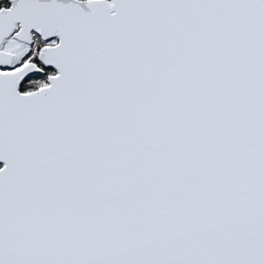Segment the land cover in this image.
<instances>
[{
	"label": "snow or ice",
	"instance_id": "1",
	"mask_svg": "<svg viewBox=\"0 0 264 264\" xmlns=\"http://www.w3.org/2000/svg\"><path fill=\"white\" fill-rule=\"evenodd\" d=\"M0 162V264H264V0H11Z\"/></svg>",
	"mask_w": 264,
	"mask_h": 264
},
{
	"label": "trees",
	"instance_id": "2",
	"mask_svg": "<svg viewBox=\"0 0 264 264\" xmlns=\"http://www.w3.org/2000/svg\"><path fill=\"white\" fill-rule=\"evenodd\" d=\"M11 4V0H0V7H8Z\"/></svg>",
	"mask_w": 264,
	"mask_h": 264
},
{
	"label": "water",
	"instance_id": "3",
	"mask_svg": "<svg viewBox=\"0 0 264 264\" xmlns=\"http://www.w3.org/2000/svg\"><path fill=\"white\" fill-rule=\"evenodd\" d=\"M0 163H2V162H0Z\"/></svg>",
	"mask_w": 264,
	"mask_h": 264
}]
</instances>
